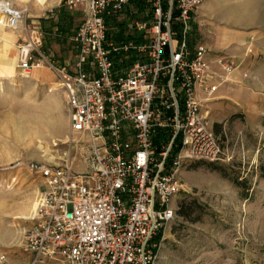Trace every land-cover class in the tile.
I'll return each mask as SVG.
<instances>
[{
	"label": "built area",
	"instance_id": "2783aa9c",
	"mask_svg": "<svg viewBox=\"0 0 264 264\" xmlns=\"http://www.w3.org/2000/svg\"><path fill=\"white\" fill-rule=\"evenodd\" d=\"M136 1L56 0L83 13L71 60L58 65L37 53L41 36L25 26L26 9L0 0V27L25 34L18 69L28 75L40 64L54 74L70 135L88 142L84 170L73 159L26 165L43 180L20 244L28 264H154L155 239L174 218L181 163L229 160L198 98L218 87L209 83L207 50L189 42L191 15L205 0H141V10ZM132 5L124 31L110 36L107 16ZM216 63L226 76L235 69L222 57ZM0 264L11 263L0 255Z\"/></svg>",
	"mask_w": 264,
	"mask_h": 264
},
{
	"label": "rangeland",
	"instance_id": "374dc122",
	"mask_svg": "<svg viewBox=\"0 0 264 264\" xmlns=\"http://www.w3.org/2000/svg\"><path fill=\"white\" fill-rule=\"evenodd\" d=\"M9 2L19 10L26 9L27 28L37 27L33 21H39L38 16L47 18V27L37 29L41 36L37 53L58 65L71 60L70 37L83 18L81 9L54 7L51 0L43 6L33 0ZM58 9L57 16L50 18ZM261 11L264 12V0H253L252 24L264 23V18L259 17ZM126 14L129 17V11L107 16L110 36L124 31L122 26L113 28L112 23L125 22ZM61 15L67 19L63 22L71 21L72 30L62 41L56 29L54 35L52 31L45 32L50 28L47 22L52 21L55 28ZM0 30L5 40L4 48H0V255H5L11 264H28L31 256L23 252L20 244L43 180L31 174L26 165H61L73 159L75 169L84 170L80 146L86 147L88 142L85 137L70 135L65 91L54 74L39 64L36 67L45 73L44 77L32 80L18 69V46L25 39L21 28ZM2 42L1 39L0 45ZM37 53L33 52L35 58ZM248 56L244 71L250 77L243 85L253 90V100L244 113L229 120L226 137L222 134L218 138L229 160L181 163L182 184L170 201L174 218L155 239L160 247L154 264H264V39L253 44ZM192 198L197 199L202 210L188 218L178 215L180 205L186 206Z\"/></svg>",
	"mask_w": 264,
	"mask_h": 264
},
{
	"label": "crops",
	"instance_id": "0c3cea01",
	"mask_svg": "<svg viewBox=\"0 0 264 264\" xmlns=\"http://www.w3.org/2000/svg\"><path fill=\"white\" fill-rule=\"evenodd\" d=\"M51 1L53 2L52 5L57 7L56 0ZM46 2L47 0H45L43 5ZM252 2L253 0H205L191 15L189 21L190 45L200 44L205 47L207 50L206 58L210 64V71L215 75L213 79L209 80V83L218 85L216 92L209 100L205 98V94L201 90L198 92V98L201 101V111L208 113V119L218 138L222 134L226 137L225 127L229 120L236 119L244 113L246 108L250 107L253 100V90L243 85V82L250 77L244 70L245 63L249 58L248 55L251 53V47L253 44H259L264 39V31H261L264 30V23L261 25L252 24L250 14V4ZM37 5L41 6L39 2ZM238 5L242 8L237 9L236 6ZM131 9H135L133 5L129 6L126 12L128 13L129 11L130 13L132 11ZM59 12L60 10L58 9L55 11V14H51L49 17L54 18V15L57 16ZM124 16L127 19L129 18L127 14ZM42 17L38 16L37 19L39 21H33L34 26H37L35 28L41 29V31L47 27L45 25L47 18L43 19ZM259 17L261 19L264 18L263 11H261ZM47 23L50 28L45 30L46 34L52 31L54 35L55 28L52 26L53 22L49 20ZM123 23L114 22L112 25L113 28L117 29ZM118 32L111 33V36L117 37ZM70 33H72V30ZM1 39L3 42L0 48H4L5 40L2 35L0 37ZM13 41L14 39L12 43ZM220 57H224L235 67L227 76L216 63V60ZM33 68L39 67L34 66ZM38 70L41 73L38 79H42L45 73L41 69ZM218 77L225 78V81L220 82Z\"/></svg>",
	"mask_w": 264,
	"mask_h": 264
},
{
	"label": "trees",
	"instance_id": "16d2710c",
	"mask_svg": "<svg viewBox=\"0 0 264 264\" xmlns=\"http://www.w3.org/2000/svg\"><path fill=\"white\" fill-rule=\"evenodd\" d=\"M143 5H144V1L139 0V1L134 2V6L138 10H141ZM59 19L61 20V22L59 21V23L55 24V29H56L57 36L61 38L60 41H62L67 37L66 35L70 33V27H71L70 22L71 21L69 22L68 20L67 22H63V20L65 21L67 20L64 18L63 15H61ZM177 144H178V141H177ZM176 150H178V146L174 149V151ZM185 207H187L188 211H186ZM197 210L199 211L202 210L201 205L198 203L197 199L192 198L186 206H184V204L180 205V207L178 208L177 214L182 217L188 218L190 214L194 213Z\"/></svg>",
	"mask_w": 264,
	"mask_h": 264
},
{
	"label": "bare ground",
	"instance_id": "6f19581e",
	"mask_svg": "<svg viewBox=\"0 0 264 264\" xmlns=\"http://www.w3.org/2000/svg\"><path fill=\"white\" fill-rule=\"evenodd\" d=\"M38 2L41 4V6H43V3L45 2V0H33L32 3L37 4ZM0 32H1V30H0ZM38 69L39 68H33V70L31 69V71L28 73V75H25L24 74L25 78H30L32 80H34V79L37 80L38 79V76L41 75V73H40V71ZM35 72H37L38 74L35 73Z\"/></svg>",
	"mask_w": 264,
	"mask_h": 264
}]
</instances>
